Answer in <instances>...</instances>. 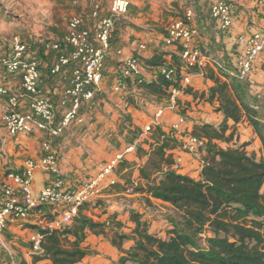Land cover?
<instances>
[{
    "label": "trees",
    "instance_id": "trees-1",
    "mask_svg": "<svg viewBox=\"0 0 264 264\" xmlns=\"http://www.w3.org/2000/svg\"><path fill=\"white\" fill-rule=\"evenodd\" d=\"M187 1L189 2L186 0L185 3ZM227 1L233 5L231 12L233 21L238 3L235 0ZM104 3L100 2L103 8L102 14H106L108 9V5L107 9L104 8ZM94 4L90 7L88 14L91 20L90 25L84 27L83 21L81 28L92 26L94 20L91 18V10ZM187 9H192L189 4H185L181 11L177 7V11H171L170 16L176 17L175 19L182 18ZM255 10L263 23L261 10L256 3ZM73 16L79 15H72L68 19V23ZM209 18L211 23L213 22L219 29L217 19L212 17L210 10ZM119 19L112 31L111 50L105 62L111 52L114 51L115 56L121 54V49H113V37ZM191 22H189V26ZM68 23L66 32L60 39L45 45L46 52L53 51L54 61L50 67V74L61 73L67 68H70L72 72L76 66L71 62L61 66L59 72L52 73V68L58 63L59 57L68 55L72 49L64 40V36L68 33ZM230 29L231 27L224 31L219 29V31L228 33ZM196 40L197 36L193 39V46L204 51L196 43ZM20 41L26 44L28 56L36 61L39 71L38 50L30 48V45L24 40L20 39ZM55 43L58 45L57 48L53 47ZM168 45L173 46L177 51L176 56L171 54L173 61L170 62L165 59L164 51L155 52L144 59L140 52H137L136 47L132 54L138 55L141 70L145 64L149 68L155 69L156 77L151 81H144L141 74L133 78L124 76L122 64L127 57L118 59L116 68H118L119 74L112 84V91L117 80H122L127 84L123 99L121 94L117 93L125 108L132 102L130 101L131 93H128L129 88L130 92L134 88L142 94L147 93L155 96L157 100L162 99L163 101L161 100L162 102L156 106L158 108L165 104L172 87H179L185 75H190L191 72L198 70L196 67H189L183 63L180 56L183 47L180 43ZM232 46L233 61L230 63L229 72L225 61L221 62L214 57L212 61L217 71H214L208 63L202 69L204 77L212 82V86L208 89L207 99L216 101L217 105L214 110L223 114L221 122L218 126L210 123L193 125L191 132H183V135H180L183 138L181 140L179 138V147L187 153L188 151L182 148L185 136L191 134L205 140L199 161V177L196 179L177 172V167L174 166L175 158L170 152L177 146L176 140L172 137L175 131L171 125L170 133H164L158 125L156 128L154 127V130L151 129L149 135L144 138L143 142L149 146L147 151L149 155L140 169V177L145 179L147 187H137V189L170 204L173 215L169 219L170 225L164 229L163 233L159 235L148 232L145 221H141L136 212L130 214V220L134 222V227L129 233H125L119 231L121 222H113L114 215H109L105 222L94 221L82 214L81 206L70 224L42 231L41 246L44 254L33 256L30 264H36L38 260L42 259H48L50 264H81L82 260L92 253L89 246L84 244L86 237L89 234L107 237L106 227L113 228L110 242L119 251V256L114 264H264V134L262 132L264 122L261 120L260 111L255 107V101L246 99L247 93L243 90L244 86L241 81L231 75V72L235 70L234 42ZM118 50L120 53L117 52ZM105 62L102 70L103 78ZM164 67L173 70L169 78H166L161 72ZM262 69L264 71V65ZM4 71L8 74L5 69ZM249 76L250 74L246 80ZM7 82L10 81L7 80ZM3 85L7 86V84ZM8 87L13 90L19 89L12 88L11 84ZM182 93H191L190 83ZM0 99L3 98L0 97ZM171 111L175 112L178 118H184L185 108L180 104V101L178 102V97L176 98V107ZM244 121L261 141L263 152L258 158L253 152L247 150V146L250 144L249 140L238 143V139L234 138L237 124ZM1 123L4 127L2 120ZM141 131L135 129L132 132L134 140L138 139ZM45 135L44 140L49 141L53 148L52 138ZM134 140H131L130 143H133ZM220 143H225V147H222ZM137 151L135 146V150L131 154H135ZM147 152L144 151V154ZM127 159L121 160L118 166H123ZM153 175L155 176L152 178ZM127 181L125 180V182ZM127 240L132 241V244L128 248H123V243Z\"/></svg>",
    "mask_w": 264,
    "mask_h": 264
},
{
    "label": "crops",
    "instance_id": "crops-1",
    "mask_svg": "<svg viewBox=\"0 0 264 264\" xmlns=\"http://www.w3.org/2000/svg\"><path fill=\"white\" fill-rule=\"evenodd\" d=\"M174 1H176V3ZM193 1H195V9L200 6L204 9L207 3H210L209 0ZM235 1H237L238 6L235 11L231 29L228 33L220 32L215 24L213 22L211 23V19L209 18V7L204 11H201V8L194 11L193 6L190 5L194 13V18L190 26L196 28L198 31L196 43L204 49V51L216 55L221 61H227L225 63L228 72L229 69H231L230 63L233 61L232 45L235 36L241 33L254 31L263 24L260 15L255 10L254 0ZM108 2L109 0H105L103 5L106 9ZM150 2L152 5H155V8L150 7L148 10H144L146 7L139 6L140 3L132 2L134 4L133 14H128V16L124 17L127 23L123 26L117 23L113 37V49H121V54L115 56L113 51L107 58L104 70L105 75L96 98L90 108L84 106L81 109V114L84 118L83 123L72 124L66 128L60 136L51 139L53 148L58 152V164L61 171V178L64 180L66 186L82 182L94 175L98 171L100 165L117 151L112 149L111 143L112 137L114 136L112 135L113 131L119 126H121V132L123 131V134L127 133V145L131 144V140H134H130V138H132V132L135 129L143 130V127L152 119L156 106L163 101L162 99V101L157 100L153 95L147 93L142 94L134 88H132V92H130L129 88L128 93H131L130 101L132 102L125 108L119 95L112 91V84L119 74L118 68H116L118 59L131 56L138 44L143 43L145 45V49L140 51L144 59L158 51H164V57L169 62L173 61L171 60V54L177 55L175 48L166 44L165 34L169 24L176 18L170 16V12L174 10L177 11V7H180L182 0H167L168 3L173 5L168 7H165L161 3V0H152ZM137 6L138 10L135 8ZM141 16L145 19L149 18V24L142 21V18H139ZM47 53L48 52L45 51L44 54L46 55H43L45 57L38 58L41 88L44 94L54 104L55 116L58 121L65 112V108L59 103V97L63 89L69 85L71 69L67 68L61 73L50 74V67L54 58L49 59ZM208 64L214 71H217L214 62H209ZM263 65L264 51H262L254 61L252 71L247 79L249 85L244 86L243 89L247 93L246 99L248 100H255L256 97L262 98V95H264ZM202 69L191 72L189 75L191 93H180L178 95V102L180 101V104L185 108V119L181 124L180 130L175 131V134L172 136L178 142L179 138L181 140L183 137L177 135L183 133L184 130L187 133L191 132L193 125L210 123L217 126L223 118L221 112L214 110L217 105L216 101H209L207 99L208 89L212 86V82L204 77ZM141 72L144 81H151L156 77L155 69L149 68L146 64ZM12 81L9 82L12 86H16V84L20 83V81ZM255 107L257 108L256 104ZM212 109L215 112H212ZM212 115H215L216 118V122L214 123L208 120ZM177 118L178 115L175 112L167 110L161 118L159 128L166 134L170 133V125L176 121ZM236 127V131L239 132L238 143L248 140L251 141V139L255 138L256 134L245 121L238 123ZM3 129L7 135V139L3 141L0 147V174L6 171L19 172L27 159H36L39 156L41 153V143L46 138V135L43 132L37 131L31 134L18 133L15 136H11L6 132L4 127ZM144 134L141 136L139 134L138 140H134V142L136 140L139 141V147L141 148L140 154L135 153L127 155L128 159L123 166L119 165L116 167L110 177L106 178L105 181L100 184L98 194L82 206V214L92 218L94 221H99L102 220L103 216L106 218L109 215L115 216L123 209H128L129 207L134 208L136 206V202L130 203L131 200L127 198L129 197L125 194L127 185H125L124 182L127 180L132 169H134L132 174V178H134L136 176L135 174L140 172V169L148 158L149 152L147 151L149 146L143 142L144 138L147 137L146 135L144 136ZM253 143H256V139H254ZM120 145H125L123 140H121ZM144 151L147 152V154H144ZM170 152L175 158L174 166L177 167V172L187 174L196 179L199 177L200 162L198 169H193L195 165V160L193 158L195 155L192 157V154L183 151L179 145ZM154 176L155 175H153L152 178ZM54 178V175L44 171L42 168H35L31 183L33 195H37L39 191ZM111 179L114 180V184L109 183ZM142 179L144 178H141V180ZM1 197L2 194L0 192V205ZM156 200L165 204L164 201L159 199ZM169 207L171 209L170 204ZM58 216L59 213L54 209L42 206L41 208H35L31 212L25 228L20 227L15 222H10L7 228L0 233L1 258L4 257L8 259L12 257L19 264H22V262L30 264L33 257L29 243L30 231L33 228L31 226H36L40 221L45 222L55 219ZM131 229L132 228H120L119 231L129 233ZM84 244L88 245L91 250L92 248L98 251L107 248L115 250V255L112 256L114 262L119 256L118 249L111 244L110 238L106 236L89 234ZM131 244L132 241L127 240L123 243V248H128ZM1 245L6 247L8 253H5V249H2ZM90 255L86 256L81 264H86L87 260L92 264H105L106 259L104 257L96 255L91 258ZM114 262L112 264H114ZM36 264H50V261L48 259H42L38 260Z\"/></svg>",
    "mask_w": 264,
    "mask_h": 264
},
{
    "label": "built area",
    "instance_id": "built-area-1",
    "mask_svg": "<svg viewBox=\"0 0 264 264\" xmlns=\"http://www.w3.org/2000/svg\"><path fill=\"white\" fill-rule=\"evenodd\" d=\"M255 3L261 10L263 26L254 31L238 34L234 38L235 70L231 72V75L239 80H245L248 77L254 61L264 51V0H255ZM128 6L129 0H109L107 13L102 14L103 8L100 2H96L91 10V18L94 22L90 28H81L83 20L79 16H73L69 20L68 33L64 36V40L72 49L68 55L59 57L58 63L52 68V73L59 72L61 66L71 62L76 66L71 72L69 85L63 89L59 99L65 112L58 121H56L54 104L40 88V75L36 61L29 58L26 44L17 36L13 37L10 53L0 56V66L8 74L20 77L18 90L0 84V97L4 100L1 119L9 135L31 134L40 131L53 138L61 135L72 124L83 123L81 109L83 106L90 108L92 100L100 90L104 62L111 50L112 31L117 20L126 14ZM232 7L233 5L227 0H210L209 10L212 17L217 19L220 30L224 31L231 27ZM193 16L192 9H187L184 17L174 19L167 28L165 42L166 44L180 43L183 47L180 53L183 63L186 66L201 69L205 64L213 62V57L207 51H201L193 46V39L198 35L197 29L189 26ZM53 47L57 48L58 45L55 43ZM143 49H145L143 43L137 45V52ZM117 52L120 53V50ZM161 72L169 78L173 70L164 67ZM122 73L129 78L141 74V63L137 54L123 61ZM189 83L190 76L185 75L179 87L171 88L165 104L155 109L152 119L143 127L140 136L160 125L161 116L165 111L175 109L176 98ZM126 90L127 84L124 81L115 82L113 91L121 94L122 99ZM183 121L184 118L179 117L171 124V128L179 131ZM137 140L127 145L123 151L114 153L94 175L71 186H66L61 178L57 151L51 147L49 141H42L40 155L36 159H27L21 171H6L0 174L2 194L0 233L7 228L10 222H15L25 228L28 223L27 219L35 208L45 206L54 209L59 213L57 218L45 222L40 221L30 231L31 254L33 256L43 255L42 231L70 224L80 207L98 194L100 184L110 177L118 163L134 152ZM204 145L203 138L191 134L185 136L182 141V148L194 155L202 151ZM37 167L54 175L55 178L37 195H33L31 183L33 172ZM109 183L114 184V180H109ZM133 190V187H127L125 194L129 196ZM1 248L6 250L4 245H1ZM1 256L0 250V264H19L12 257L6 259Z\"/></svg>",
    "mask_w": 264,
    "mask_h": 264
},
{
    "label": "rangeland",
    "instance_id": "rangeland-1",
    "mask_svg": "<svg viewBox=\"0 0 264 264\" xmlns=\"http://www.w3.org/2000/svg\"><path fill=\"white\" fill-rule=\"evenodd\" d=\"M130 1L131 4H129L128 6L127 13L123 17H120L118 21V24L120 26H123L127 23V20L124 18L125 16H128V14H133V10H134L133 3L136 2L140 3L139 6L146 7L144 8V10L145 9L148 10V8L150 7L155 8V5H152L150 2L152 0H130ZM185 1L186 0H184L183 2L182 0L180 7L178 8L179 11L183 9V6L185 4L192 5L194 11L195 10L197 11L200 8L202 9L201 11H204L207 9V7H210V3H207V6H205L204 9L200 5L199 8L195 9L194 7L195 1L189 0V2L187 1L186 3ZM96 2H105V1L103 0H0V56H5L10 53L12 38L14 36H17L21 40L27 42L30 45V48L32 49L36 48L38 50L37 53L38 57H45L43 56L46 55L44 54V51L47 50L45 45L51 43L52 41L58 40L63 36V34L66 32L68 19L72 15H79L80 17H82L84 21V27L90 25L91 20L88 17L89 10L90 7L93 5V3ZM174 2L176 3V1ZM161 3L165 7H168L170 5L173 6L171 3H168L167 0H161ZM135 8L138 10V6ZM139 18H142L141 20L145 21V23L149 24L150 22L149 18L145 19L142 16ZM47 52H49L47 53L48 58L52 59L53 51L49 50ZM209 55L221 61V59L218 58L216 55L210 53ZM203 67H201V69ZM7 80L8 81L14 80V82H17L20 81V78L18 76L15 77L6 74L3 67L0 66V84L3 83L9 86L10 83H8ZM240 81L243 86L249 85L248 80L246 79ZM19 86L20 83L16 84V86H12V88L18 89ZM2 100L3 99H0V147L3 144V141L7 139L6 138L7 135L1 123L2 103H3ZM254 101H255L254 104L257 105L258 111H260L261 120L263 122L264 95H262V98L256 97ZM212 112L215 111L212 109ZM215 119H216L215 115H212L210 116V118H208V120L212 121L213 123L216 122ZM262 130L264 134V127ZM184 132L187 133L185 130ZM149 133L150 131L144 134V136L145 135L148 136ZM126 134L127 133L123 134V131L121 132V126H119L115 131H113L112 135L114 136L112 137L111 146L112 149L117 150L116 152L123 151L126 145L128 144L127 143L128 136ZM238 134L239 132L236 131L234 134L235 136L234 138L238 139L239 138ZM179 135H183V133H179L177 136ZM117 139L123 140L125 145L121 146L120 145L121 140H117ZM254 139H256V143H253ZM176 144L179 145L180 141L179 142L176 141ZM139 145H140L139 141H137L136 142V148L138 150L137 154H140V150H141ZM220 145L222 147H225V143H220ZM247 148H248L247 150L249 152H253L257 158L263 152L261 141L257 136L251 139L250 144L248 145ZM201 152L202 151L198 152L195 157L194 155H192V157H194L193 159L195 160L194 161L195 168L193 166V169L195 170L198 169L199 161L202 155ZM133 172L134 169L130 171L129 176L127 177L128 181L124 182V184L127 185V187L134 188L133 193L129 195V197L127 198L131 200L130 203L136 202V206L134 208L129 207L128 209H123L120 213L115 215V220H113V222L115 221L121 222L122 229L133 228L134 222L130 220V214L132 212H136L138 213L140 220L145 221L148 232L152 234L161 235L164 229L170 225L169 219L172 217L173 212L170 209L169 204L167 202H165V204H163L162 202H158V200H156L157 198L151 196V194L147 192H143L142 190H138L137 187L146 188L147 183L144 179L141 180L142 177H140V172H137V174H135L136 176L132 178ZM106 220L107 218L103 216L102 220H99L98 222H105ZM106 231H107V237L111 238L113 235V228L110 229L106 227ZM5 253H8V251L5 250ZM96 255H100L104 257L106 259L105 264H112L114 262V260H112V256L115 255V250L107 248L98 251L92 248V253L90 257L92 258L95 257ZM86 264H92V263H90L89 260H87Z\"/></svg>",
    "mask_w": 264,
    "mask_h": 264
}]
</instances>
